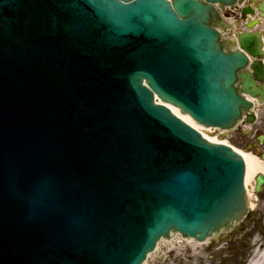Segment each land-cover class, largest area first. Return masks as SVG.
I'll use <instances>...</instances> for the list:
<instances>
[{"label":"water","instance_id":"obj_1","mask_svg":"<svg viewBox=\"0 0 264 264\" xmlns=\"http://www.w3.org/2000/svg\"><path fill=\"white\" fill-rule=\"evenodd\" d=\"M235 1L0 0V264H143L246 216L242 154L155 101L222 129L252 107L215 28Z\"/></svg>","mask_w":264,"mask_h":264},{"label":"flooded vegetation","instance_id":"obj_2","mask_svg":"<svg viewBox=\"0 0 264 264\" xmlns=\"http://www.w3.org/2000/svg\"><path fill=\"white\" fill-rule=\"evenodd\" d=\"M230 22L228 21V35L229 42L234 40V33L250 35L259 37L262 42V50L264 52V0H240V4L235 9L229 11ZM234 36V37H233ZM246 74H250L256 84V89L260 93V103H255L254 111H248L239 124V129L242 131H250L246 137H250L247 142V151L255 156L257 161L262 165L263 171L258 172L253 181V188L255 190V223L264 225V71L260 75L254 76L249 69H245ZM238 93L243 94V86L238 81L235 84ZM252 88L250 89V91ZM259 189V190H258ZM250 218V215L241 223H245ZM218 236L213 237L209 245L218 242L219 245L213 246L215 250H208L207 252L196 251H180L168 252L164 260L154 259L151 264H228V247L231 240L218 239ZM215 239H218L215 241ZM261 244H264V231L259 236ZM159 254V253H158ZM160 255V254H159ZM194 255H206V259L200 258L194 260ZM163 256V255H162ZM246 259L239 261V264H245Z\"/></svg>","mask_w":264,"mask_h":264},{"label":"rangeland","instance_id":"obj_3","mask_svg":"<svg viewBox=\"0 0 264 264\" xmlns=\"http://www.w3.org/2000/svg\"><path fill=\"white\" fill-rule=\"evenodd\" d=\"M249 134L250 131H247ZM245 131L240 130H230L223 134H221L220 138L222 140L227 141L230 145L242 150L247 151L246 144L250 140V137H246L247 134ZM255 208L250 213V218L243 224H240L235 227L227 234H223L218 239L225 240L224 244L227 243V240H231L230 246L228 247V264H239V261L242 259H246L245 264H249V262L256 256V251L264 248V244H261L259 236L264 231V225H258L255 223ZM218 239H215L217 241ZM183 237L178 235L177 239L172 238V240H162L159 244L158 252L159 254L151 255L150 260L160 259L164 260L168 255V252H180V251H196V252H207L208 250H215L216 248H212L213 246L219 245L218 242L213 243V245H209V242L203 246L194 247V243H189L185 241ZM163 255V256H162ZM206 255H194V260H199L200 258H204ZM151 261V262H152ZM151 262L149 264H151ZM170 264V263H169Z\"/></svg>","mask_w":264,"mask_h":264},{"label":"bare ground","instance_id":"obj_4","mask_svg":"<svg viewBox=\"0 0 264 264\" xmlns=\"http://www.w3.org/2000/svg\"><path fill=\"white\" fill-rule=\"evenodd\" d=\"M161 102V101H158ZM172 111L174 114H176L177 117H180L184 122H188L189 125H191L194 128L197 129H201V130H205L206 132H211L213 129H204L203 126L201 125H197L192 118L188 115V114H182V112L175 107H171ZM204 138L207 140H210V142H218V144H224V145H229L231 146L238 154H242V157L246 163L247 166V173H246V179H245V186L247 188L248 191V196L250 199V208H254V196H253V190L251 188L254 178L256 176V174L258 172L263 171V167L262 165L257 161V159L249 153H246L232 145H230V143H228L225 140H221L219 137H212L210 135H207L206 133H204ZM178 234L177 233H172L171 237L169 240H172V238L177 239ZM192 240V239H191ZM256 256L253 258L255 260H253L252 262H250L249 264H264V248H261L259 250L256 251Z\"/></svg>","mask_w":264,"mask_h":264}]
</instances>
